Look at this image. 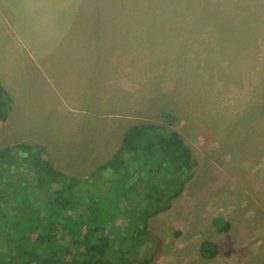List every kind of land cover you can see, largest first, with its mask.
Segmentation results:
<instances>
[{
	"label": "rangeland",
	"instance_id": "obj_1",
	"mask_svg": "<svg viewBox=\"0 0 264 264\" xmlns=\"http://www.w3.org/2000/svg\"><path fill=\"white\" fill-rule=\"evenodd\" d=\"M61 1L49 19L25 0H0V74H10V104L23 100L0 121V149L39 145L55 169L82 178L134 123L174 129L191 150L192 177L170 208L149 218L159 246L148 264H264V0ZM16 14L20 28L5 34V19ZM54 22L60 27L50 37ZM95 27L109 40L102 31L94 39ZM24 34L40 43L50 37L46 53L76 56L53 66L61 82L122 76L124 87L76 92L73 108L56 109L57 96L34 79L40 68L31 60L26 81ZM13 81L22 91L16 96ZM203 240L218 253L204 255Z\"/></svg>",
	"mask_w": 264,
	"mask_h": 264
},
{
	"label": "trees",
	"instance_id": "obj_2",
	"mask_svg": "<svg viewBox=\"0 0 264 264\" xmlns=\"http://www.w3.org/2000/svg\"><path fill=\"white\" fill-rule=\"evenodd\" d=\"M7 95L0 83V121ZM42 151L26 143L0 149V264H148L159 246L149 218L170 208L192 177L181 135L134 123L82 178L55 169ZM200 251L213 257L218 246L203 240Z\"/></svg>",
	"mask_w": 264,
	"mask_h": 264
},
{
	"label": "crops",
	"instance_id": "obj_3",
	"mask_svg": "<svg viewBox=\"0 0 264 264\" xmlns=\"http://www.w3.org/2000/svg\"><path fill=\"white\" fill-rule=\"evenodd\" d=\"M25 1H26V3L28 2L29 5L32 4V10H31L32 14L33 13H34V15L40 14L42 17L45 15V16H48L49 19H52V18H51V15L48 13V9L50 10L52 5L61 6V4H63L61 0H38L37 3H35L32 0H25ZM51 14H52V12H51ZM5 23L7 24L5 26V29H6L5 34H9V35L13 36V32H14L13 29L14 28H20L21 22L19 20L18 15L16 17V21L12 15L11 17H9V19L8 18L5 19ZM49 26L50 27L47 28L46 24L44 25V27L47 28V31L49 33H51V35H50V37H51V36H54V31H56V28H58L60 26H59V24H57L55 22L52 23L51 25L49 24ZM108 27L109 26L107 25V28ZM8 28L10 29L9 31H7ZM101 31H102L103 41H108L109 36L107 35V30H105V29L99 30L96 27L93 28V32H97V35L95 36L94 39H97L99 37V35L101 34ZM93 32H91V34ZM91 34L89 35V37H91ZM34 36H36V35L32 34V35L28 36V40L25 37V34L22 35L21 37H19L22 42L20 43L18 48L21 50L22 53H26V58L23 60V62L27 61V60L29 61V63H26V64L21 63V64H23L24 70L26 71L25 78H26V81L29 80L30 67H28V66L30 65V60H31L32 62H35V66L37 68L38 67L40 68L39 71H37V70L35 71L34 79H36L37 77L40 76L41 78L39 80L41 81V79L43 78V80L46 84L45 88H48L50 90V92H53V94H55L57 96L56 109L61 108V107L73 108V105H71L72 104L71 103L72 102L71 97L73 96V93H76V92H84V93H90V92L92 93V92H100V91L103 92L105 90H102V89H104L106 87L110 88V89H114V90L119 89L121 87H124L125 82L123 80H120V77H122V76H117V78L111 83L109 81L105 80V78L104 79H97L96 78L97 79L96 81H94L92 79H90V80L88 79V80H84V81L80 82V81H75L74 77H71V79L65 80L64 82H61L60 79L62 77L58 80L59 76L54 71L55 68H53V66L57 65L58 63H64L65 60H68V59L77 61L76 56L72 55L73 57H71V58H68V57L60 58L58 54L46 53V47H42V46L47 45L50 37L49 38L45 37L44 39L40 38L42 40L40 43L38 41V38H34ZM36 37H38V36H36ZM85 42H87V41L85 40ZM68 45H71V44L68 43ZM125 45H127V43L123 44L122 46H125ZM12 46L13 45L11 43H8V45L5 46L7 49L4 47V50L7 51L8 49H11ZM103 46H105V45H103ZM91 49L93 50V48H91ZM103 49H104V51H106L105 48H102V51H103ZM86 59L93 60V53L91 54V57H88ZM63 72H65V75L67 77V70L65 69ZM53 73L56 74V78H55ZM96 75L98 76L100 74L97 73ZM112 76L113 75H109L107 77H109L111 79ZM52 78H54V79H52ZM7 79H10V74H7V73H4L3 75L0 74V81L3 85V87L4 86L6 87L5 81ZM40 81L37 80V83L35 86V87H38L35 90V92L38 91V89H40V91H38L37 93L42 92L41 88L43 87V85H41ZM94 82H96L97 88L93 85ZM74 84H75V87H74ZM12 86H13V88H12L11 93L13 95L16 96L17 94H15V93L19 94L22 92L21 90L18 89V87L14 81H13ZM33 90H34V88H33ZM13 95H11V96H13ZM17 96H18V100L17 99L12 100V102L10 104L11 110H9L8 117L16 115V112H15L16 108L13 109L14 104L23 103V100L20 99V95H17ZM24 99H26V97H24ZM116 101H117V97L115 98L114 102H116ZM47 108L49 109L50 105H48ZM118 148H119V146L117 147V149Z\"/></svg>",
	"mask_w": 264,
	"mask_h": 264
}]
</instances>
